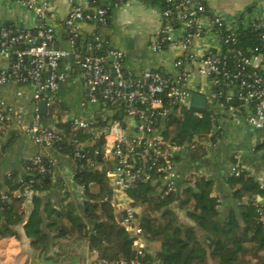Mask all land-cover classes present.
<instances>
[{
  "label": "trees",
  "instance_id": "16d2710c",
  "mask_svg": "<svg viewBox=\"0 0 264 264\" xmlns=\"http://www.w3.org/2000/svg\"><path fill=\"white\" fill-rule=\"evenodd\" d=\"M143 1L163 4V0ZM89 3L91 8L83 10L94 14L98 7L105 8L108 23L114 0H89ZM263 30L264 26L257 20L248 22L246 27L241 25L237 30V46L248 53L259 44L258 35ZM65 31L68 37L66 28ZM81 39L78 35L75 50L80 47ZM82 42V47L91 43L93 54H104L103 49L94 48L92 35H86ZM125 79L130 81L127 75ZM232 88L224 87L219 79L211 96L214 103H220L224 109L236 106L238 101L235 104L234 99H228ZM56 103L53 100L48 108ZM99 105L112 109L103 102ZM120 111L112 110L111 117L105 119L94 118L88 128L74 129L72 120H60L55 124L62 139L52 147L71 159L73 181L82 188L83 200H74L68 191L56 198L50 196L52 171L38 174L28 158L23 160L21 169L0 178V240L9 236L17 238L14 227L23 223L30 246L43 264H85L82 251L86 245L90 249L96 248L99 256L109 261L264 264V217L260 219L257 213V207L264 203V181L261 187V182L245 171L238 177H226V184L233 188L234 206L229 212L222 213L221 200L213 192L212 178L190 174L182 181L176 180V191L167 193L162 186L163 173L156 169L155 163L149 170L151 179L132 182L123 192L126 204L138 209L135 220L142 229L141 238L154 246L133 244L131 233L119 222L114 188L107 176L116 162L103 158L104 130L111 121L119 118ZM49 114H40V117L43 120ZM216 118L212 110H198L178 103L159 120L157 131L171 144L185 147L190 156H194V151L204 155L205 147L196 135L203 130L214 139ZM5 149L6 146L0 145V157ZM77 151L85 157L78 158ZM41 157L48 168H53L50 157L44 154ZM26 184H30L35 193L29 197L31 209L25 217L28 202L21 193ZM181 212L186 221L181 218Z\"/></svg>",
  "mask_w": 264,
  "mask_h": 264
},
{
  "label": "built area",
  "instance_id": "2783aa9c",
  "mask_svg": "<svg viewBox=\"0 0 264 264\" xmlns=\"http://www.w3.org/2000/svg\"><path fill=\"white\" fill-rule=\"evenodd\" d=\"M13 1L40 17L45 16L48 10L45 1ZM123 1L114 0L113 4ZM161 15L162 26L155 34L152 50H161L167 44H177L187 52L192 43L204 34L203 18L210 20L218 36L219 49L199 57L194 56L196 69L202 75L212 76L215 84L220 79L226 88L241 89L239 96L242 102L236 106L230 105L227 109L240 114L241 120L246 124L264 130V30L258 35L259 44L246 53L237 46V30L240 25L230 23L220 14L209 12L206 0H163ZM79 20L94 23L96 21L98 25H106V9L98 7L94 14H90L79 5L72 7L62 21L68 33L67 49L56 46L54 27L50 24L38 26L35 31L31 28L13 30L11 26H0V55L10 60L9 66L0 68V86L8 82L31 84L34 87V100L36 102L44 100L48 105L54 100L53 95L58 82L68 77L67 72L59 71V61L73 53L74 60L81 66L85 79V99L95 104L103 102L112 107L113 112L122 110L120 112L123 115L133 118L136 122L135 130L129 136L125 134L122 118L114 119L104 130L103 158H111L116 162L114 169L107 173L114 191L116 189L124 192L132 182L151 179L149 170L155 163L156 169L163 173L161 181L164 191L167 193L176 191L175 156L182 147L165 140L157 132V125L173 105L184 103L189 106L187 102L190 92L185 83L187 74L181 72L172 77L157 69H148L135 81H127L123 69V51L109 46L97 33L92 34L94 48L103 49L104 54L90 52L83 56V59L75 58V41L79 35L76 21ZM256 20L264 26V20L255 16L251 17L249 22ZM176 30L180 31L177 37L174 32ZM87 44L92 50L91 43ZM181 63L182 60L179 59L175 64L178 66ZM229 98L233 99V96ZM244 104L250 106L248 111H244ZM11 113L12 107L0 99V126L9 121ZM89 123L90 121L84 118L72 119L74 129L88 128ZM26 133L36 145L42 147L52 146L62 139L56 128L43 124L38 111L26 127ZM76 156L85 157L79 151L76 152ZM28 159L38 174L52 171V168H48L42 161L41 153ZM49 161L53 164L51 158ZM244 171L238 162H234L228 176L238 177ZM36 181L40 182V179ZM263 181L260 183L261 187ZM34 193L35 191L30 189V184H26L21 194L25 199H29ZM123 198L124 207L118 211L119 222L131 233L133 244L140 246L142 229L135 220L138 209L126 204L125 195ZM260 204L257 213L262 219L264 203ZM87 250L85 264H138L134 260L109 261L101 258L96 248Z\"/></svg>",
  "mask_w": 264,
  "mask_h": 264
},
{
  "label": "crops",
  "instance_id": "0c3cea01",
  "mask_svg": "<svg viewBox=\"0 0 264 264\" xmlns=\"http://www.w3.org/2000/svg\"><path fill=\"white\" fill-rule=\"evenodd\" d=\"M43 1L47 3L48 10L45 16L40 17L13 0H0V26L8 24L21 29L50 24L54 27L56 46L67 49L68 40L62 21L74 5H79L83 9L91 8L89 0H38ZM206 6L209 12L220 14L230 23L235 22L243 27L247 26L251 17L264 20V0H206ZM203 24L205 26L203 36L193 42L187 52L177 44H167L161 50H152L155 34L162 26L161 4H151L143 0H124L119 4H113L106 25L97 26L94 22L76 21L82 39L80 47L75 50V58H82L91 52L87 43L82 47V40L86 35L97 33L109 46L123 51V69L129 80H136L148 69H157L172 77L185 72L189 97L191 94L206 97V109L215 112L217 118L213 128L215 138L210 139L208 134V138L203 142L206 150L204 155L194 151L192 157L185 147L176 153L177 182L190 174L212 178L213 192L221 200L220 210L229 212L234 206L233 188L225 181L234 162H238L246 174L260 182L264 180V130L246 124L241 120L240 114L224 109L220 103H214L212 100L214 79L197 71L194 56L199 57L209 51H218L219 42L210 20L204 17ZM174 32L176 37L180 35L179 30ZM188 55L192 57L189 58ZM179 59L182 63L177 66L175 63ZM9 64L10 60L0 55V68H6ZM58 69L60 72H67L68 77L58 82L53 95L56 105L49 109L48 104L47 111L43 113L47 115L50 113L49 117L42 120L46 127L55 128L56 122L60 120L84 118L91 122L97 117L102 119L111 117L113 113L111 108L85 99V79L81 66L75 60H70L69 56L62 58ZM33 93L34 87L31 84L8 82L0 86V99L12 107L9 121L0 133V145L6 146L0 157V178L12 170L21 169L24 159L41 153L53 160L52 186L48 194L56 198L68 191L74 200L81 201L84 194L82 188L73 181L71 159L56 152L52 146L36 145L26 133V127L31 123L36 111L39 112L38 102L34 100ZM230 93L235 104L237 101L242 102L236 87H233ZM243 109L248 111L250 106L244 104ZM122 121L126 136L133 134L135 120L123 115ZM123 197V192L114 191L118 211L124 207ZM257 198L260 200V197ZM27 202L25 216L31 209L30 200L27 199Z\"/></svg>",
  "mask_w": 264,
  "mask_h": 264
},
{
  "label": "rangeland",
  "instance_id": "374dc122",
  "mask_svg": "<svg viewBox=\"0 0 264 264\" xmlns=\"http://www.w3.org/2000/svg\"><path fill=\"white\" fill-rule=\"evenodd\" d=\"M3 127L4 125L0 126V130ZM196 137L203 143L208 138V134L202 130L197 133ZM222 211V213L226 212V210ZM180 215L183 218L182 212ZM14 228L18 233L17 238L9 236L0 240V264H43L42 260L37 257V252L30 246V239L24 232L23 223L16 225ZM141 245L154 246V244H148L143 238H141ZM87 249L89 247L86 245L82 251L83 257L88 255Z\"/></svg>",
  "mask_w": 264,
  "mask_h": 264
},
{
  "label": "water",
  "instance_id": "95a60500",
  "mask_svg": "<svg viewBox=\"0 0 264 264\" xmlns=\"http://www.w3.org/2000/svg\"><path fill=\"white\" fill-rule=\"evenodd\" d=\"M21 48H23V45H21ZM69 59L74 60V54L73 53H71L69 55ZM82 59H81V61H82ZM187 104L192 108L204 110V109H206V97H204L203 95H200V94H191ZM38 106H39V113L43 114L47 111V104L44 100L39 101ZM122 116H123L122 112H119L118 117L122 118Z\"/></svg>",
  "mask_w": 264,
  "mask_h": 264
}]
</instances>
